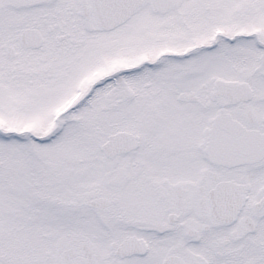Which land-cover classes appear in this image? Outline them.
Listing matches in <instances>:
<instances>
[{"label":"snow or ice","instance_id":"obj_1","mask_svg":"<svg viewBox=\"0 0 264 264\" xmlns=\"http://www.w3.org/2000/svg\"><path fill=\"white\" fill-rule=\"evenodd\" d=\"M0 264H264V0H0Z\"/></svg>","mask_w":264,"mask_h":264}]
</instances>
